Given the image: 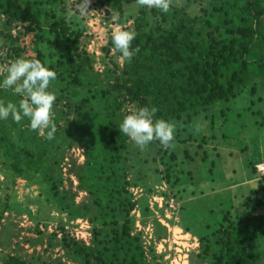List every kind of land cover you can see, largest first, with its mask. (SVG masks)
<instances>
[{
    "label": "trees",
    "instance_id": "1",
    "mask_svg": "<svg viewBox=\"0 0 264 264\" xmlns=\"http://www.w3.org/2000/svg\"><path fill=\"white\" fill-rule=\"evenodd\" d=\"M97 1L121 21L124 4L135 0ZM201 1L196 13L185 5L167 13L139 6L133 17L132 30L137 35L132 47L140 51L131 62H115L118 70L111 83L88 80L94 72L93 58L79 52V36L66 16H61V0H0V16L6 25L20 26L15 35L7 34L16 54L26 53L24 58L39 59L56 71L52 90L65 86L76 96L94 88L96 100L85 97L77 105L74 132L86 142V160L78 173L80 187L90 196L85 205L68 199L47 170L50 150L16 141L22 136V120H0L1 172L12 180L38 184L58 214L90 219L88 241L65 231L60 237L56 231L50 235L51 246L57 243L65 252L63 259L76 264H148L144 241L140 233H134L130 215L137 203L124 163L130 138L119 131L125 98L140 107H156V118L177 122L180 127L183 118L191 121L217 102L230 101L251 79H264V0ZM46 27L67 41V51L55 60H48L43 51ZM104 50L120 59V53L113 50L111 33ZM60 161L61 152L54 164ZM244 207L235 215L227 210L223 222L201 237V256L209 264H258L264 254L257 245L264 238V196ZM252 243L257 247L250 248ZM2 264L35 263L10 254ZM57 264H64L61 258Z\"/></svg>",
    "mask_w": 264,
    "mask_h": 264
},
{
    "label": "rangeland",
    "instance_id": "2",
    "mask_svg": "<svg viewBox=\"0 0 264 264\" xmlns=\"http://www.w3.org/2000/svg\"><path fill=\"white\" fill-rule=\"evenodd\" d=\"M96 1L91 0L89 5L93 12L81 16L76 11L79 0H61L60 12L79 36V52L93 58L94 72L88 74V80L106 79L114 83L118 70L115 62L121 64L122 60L104 50L107 36L117 24L132 30L139 5L135 1L125 3L123 18L118 21V16L110 15L108 6ZM202 4L201 0H173L172 7L185 5L196 13ZM70 11L73 15L69 20ZM19 30V25H6L5 18L0 16V65L27 56L17 55L7 36ZM66 42L46 27L43 32L46 58L55 60L65 54ZM54 91L57 95L54 139L31 130L29 120L24 118L22 136H17L16 141L23 146L50 150L47 170L68 199L85 205L90 196L80 187L78 173L86 160V142L74 132L77 105L85 97L96 100L94 88L81 90L76 96L65 86ZM0 99L18 102L20 97L11 90L0 89ZM124 101L123 118L141 108L129 98ZM59 152L61 161L57 165L54 161ZM124 156L127 180L137 203L130 214L133 230L142 236L148 264H209L201 256V237L216 229L229 211L232 215L239 214L246 203L253 204L257 197L264 196L261 189L264 182L248 181L259 177L252 166L264 160V79H251L230 101L217 102L191 121L183 118L173 148L165 149L153 141L141 151L129 139ZM2 168L0 164V264L10 254L35 264H57L59 258L64 264H76L67 257L63 259L65 252L56 242L51 246L49 237L54 231L60 237L65 231L81 240L92 228L90 219L58 214L38 184L20 178L12 180L1 172ZM228 187L237 194L235 202ZM257 245L264 250V238ZM253 246L256 244L252 243L250 248ZM258 264H264V254Z\"/></svg>",
    "mask_w": 264,
    "mask_h": 264
},
{
    "label": "clouds",
    "instance_id": "3",
    "mask_svg": "<svg viewBox=\"0 0 264 264\" xmlns=\"http://www.w3.org/2000/svg\"><path fill=\"white\" fill-rule=\"evenodd\" d=\"M148 9H158L167 13L173 6V0H135ZM91 0H79L76 11L84 16L89 12ZM70 11L67 19H71ZM116 18L117 13H111ZM134 30L122 28L118 24L111 30L113 50L120 53L122 61L131 62L140 51L133 48L132 42L136 38ZM0 89L11 90L20 97L18 102L0 99V120L11 119L19 123L22 119L29 120V127L49 140L54 139L57 131L54 105L57 95L52 90V82L57 79L56 71L46 67L39 59L16 58L9 64L0 65ZM156 107H141L124 116L119 125V131L129 137L131 141L144 151L153 141H158L165 148H173L177 122L156 118Z\"/></svg>",
    "mask_w": 264,
    "mask_h": 264
},
{
    "label": "built area",
    "instance_id": "4",
    "mask_svg": "<svg viewBox=\"0 0 264 264\" xmlns=\"http://www.w3.org/2000/svg\"><path fill=\"white\" fill-rule=\"evenodd\" d=\"M255 169H256V172L259 175V177L260 178H264V161L256 163L255 164ZM87 228H89V227L87 226ZM88 237H89V232H87L86 235L84 234V235L81 236V238L84 241H88Z\"/></svg>",
    "mask_w": 264,
    "mask_h": 264
},
{
    "label": "crops",
    "instance_id": "5",
    "mask_svg": "<svg viewBox=\"0 0 264 264\" xmlns=\"http://www.w3.org/2000/svg\"><path fill=\"white\" fill-rule=\"evenodd\" d=\"M252 87H254V86H252ZM256 87H254V89H255ZM264 161V160H263ZM261 162V161H260ZM249 182H256V181H260L261 183H263L264 182V178H262V179H260L259 177H257V178H254V179H249L248 180ZM227 189H230L231 190V192H232V201L233 202H235V200H237V194L236 193H234L233 191H232V187H228ZM261 189L263 190L264 189V185L263 184H261ZM232 202V203H233ZM229 206H233L232 204L231 205H229ZM242 212V211H241Z\"/></svg>",
    "mask_w": 264,
    "mask_h": 264
}]
</instances>
